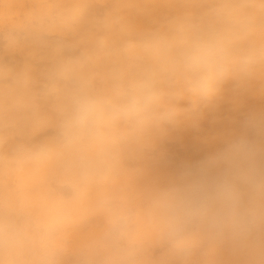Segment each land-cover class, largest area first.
Instances as JSON below:
<instances>
[{
  "label": "rangeland",
  "instance_id": "rangeland-1",
  "mask_svg": "<svg viewBox=\"0 0 264 264\" xmlns=\"http://www.w3.org/2000/svg\"><path fill=\"white\" fill-rule=\"evenodd\" d=\"M165 1L0 0V264H249L253 259L250 252L229 242L206 239H197L191 254L178 253L157 232L152 216L155 201L127 195L119 184L122 171L114 164L116 155L121 152L127 154L131 150L127 145L134 142L140 120L152 119L156 127L160 126L159 129L165 132L169 128L164 118L169 113L173 114L166 104L186 110L187 99L165 91L166 101H160L158 106L140 116L94 128L98 136L94 139L97 140V144L94 142L97 150L84 148L85 140L76 136L81 132L89 138L90 130L75 132L71 138L66 135L64 124L72 112L77 94L127 98L149 89L162 94L165 83L188 89L190 76L158 62L157 77H160L159 81L165 78L164 82L154 86L148 81L144 88L152 76L143 70L142 64L148 65L158 50L167 52L174 48L182 57L189 46L181 40L178 32L192 3L197 6L198 1ZM204 1L209 10L217 9L213 10L217 15L226 12L228 8L225 6H232L229 0L228 5L223 0ZM245 3L250 13L246 15L248 19H244L246 32L243 31L247 35L244 41H249L248 36L254 30L259 33L256 34L259 42H253L251 46L264 48L261 42L264 38V11L257 0H245ZM251 13L255 16L258 13L260 17H256L262 18L256 24L258 30L254 25L249 27ZM226 40L220 39L230 62L235 63L240 57L233 50H237L240 44L236 43L234 48L233 42ZM153 61L157 60L154 58ZM140 63L142 79L136 67ZM233 63L228 64L226 82L238 84L247 73L242 62L237 67ZM226 110L227 107L222 112L224 118L228 115ZM149 125L148 120L146 130H149ZM63 143L69 148H65ZM169 143L172 142H167L170 147H166V155L171 157L172 152L179 148L174 144L171 147ZM141 146H145L141 150L143 154L151 153L149 145ZM32 150L34 152L30 153ZM67 150L70 153H66ZM81 151L84 155L89 152L90 157L88 154L82 156ZM106 156H109V161H114L116 168H111L109 161L104 164ZM79 157L83 162L88 161L83 173L89 165L92 166L91 161L96 165L90 170L93 176L86 172L82 177L74 175L71 167L75 164L72 163ZM40 159L41 167L45 164L50 166L43 178L45 193L42 196H46L53 207L68 210L67 215L70 205L76 200H87L77 206L76 210L81 213L78 220L70 218V223L78 226L81 233L70 230L66 223H57L60 219L46 218L47 209L38 200L21 197L30 189L27 172ZM87 178L88 186L83 184ZM185 184L179 182L176 187ZM98 191L106 193L103 201L97 198L95 192ZM88 202L92 204L89 208Z\"/></svg>",
  "mask_w": 264,
  "mask_h": 264
},
{
  "label": "bare ground",
  "instance_id": "bare-ground-1",
  "mask_svg": "<svg viewBox=\"0 0 264 264\" xmlns=\"http://www.w3.org/2000/svg\"><path fill=\"white\" fill-rule=\"evenodd\" d=\"M180 1L181 0H179V2ZM189 1L190 0H188V2ZM197 1H198V5L195 6V4L192 3L186 15L183 17L184 22L182 24L181 30L178 32V34L181 35V40L190 45L191 42L195 40H198L200 38H203L209 35H213V36H217L219 39H227L226 42H231V43L233 42L232 45L234 46V48L236 46L235 45L236 43L240 44V46L237 45V47L239 46L237 50L235 49L233 50V51H236L235 53L239 54L240 59H237V61H234L233 59V61L235 62L233 63V62H230L231 58H228V64L233 63L232 65L237 67L242 62V67L247 73V76L245 75L246 77L242 78L241 82L238 84L237 83L230 84L229 82H225L219 94L208 101H204L198 97L191 96L187 88L179 89V87L175 84L170 85L168 83L167 84L163 83L164 89L162 88L163 89L162 91L164 92L161 94L162 95L161 102L166 101L165 91L166 92L169 91L171 94L174 93L175 95H177V98L180 97L183 100L187 99L185 101L187 104L186 105L187 107L185 106L186 110H184L183 108L177 109L178 106L174 104H172L171 106H168L166 104L167 106L166 108L172 110L173 114L171 115L169 113V115H167L165 118L163 117L166 122V125L169 128L165 132L159 129L161 128L160 126L159 128L156 127V123L153 122L152 119H145V118L141 119L136 134L130 131L133 135L135 134L134 142L128 143V145L125 143L131 149L128 152L129 154L127 153L128 154L127 155L126 152L119 153L118 155H116L115 163L112 160L109 161V156L108 157L106 156V161H103L105 165H107V162L109 161L110 162L109 165L112 166L111 168H113L114 166L116 168V165L120 168V170L122 171V179H121L122 182H120L119 184H121L123 188H125L127 195H132L139 199L145 197L149 201L154 202L158 200L164 193L171 191L173 189H176L177 188L176 185L179 184V182L188 183L191 180L199 179L201 175V171L203 167L205 166L206 162L209 161L210 158L215 156L226 144H228L229 142L241 136H252L253 135L251 130L247 127V122L250 118L264 117V48L255 47L256 48L255 49L253 48L254 46H251V43L259 42V39H257L259 38L257 36L259 33L255 32L254 30L248 36L249 41L247 42L244 41V39L247 36L245 35L244 33L245 29L243 28L244 19L246 15L250 13V11L248 10L249 7H247V3H245V0H229L232 3V6L231 7L225 6L224 8L226 9L228 8L226 12H221L220 15H217V13L213 11L215 9H213L212 11L208 9V4L206 3V1L201 0L202 3L199 0ZM263 1L264 0H257V2L260 4V8L264 11V6H262L264 5ZM173 2H175V0H173ZM220 2H222V0H220ZM223 2L225 3V5L226 4L228 5L227 0H223ZM252 3L254 4L255 2L252 1ZM162 4L164 3L162 2ZM183 5L185 6V4ZM251 7L252 6H250V8ZM256 7L258 8L259 6L257 5ZM219 9H220V6H219ZM182 11L184 10L182 9ZM215 11H217V9ZM177 13L178 12L176 10V14ZM222 14L225 16H222ZM220 16L223 17V19H221ZM251 16H252L251 17L252 22L250 23L251 25H249V27L254 25V28L257 29L256 24L262 18L261 19L258 18L260 17L258 16V13L256 15L258 17H256L252 13H251ZM227 18H234L235 20H228ZM262 20H264V18ZM172 33H175V32L172 30ZM178 34L175 33V35H178ZM170 41H172L173 43V40H170ZM261 42L264 44V38L262 39ZM226 47H229V46H226ZM180 55L182 54H180L178 50H174V48L173 49L171 48L167 52L164 50L162 51L158 50L157 54L154 53V56H152L151 62H154L153 61L154 58L157 61H155L154 63L150 62L148 65L142 64L143 70H145L146 73H149L152 76V79L149 78L147 80V83L145 84L144 88L147 87V85L149 84L148 81H150L152 85L156 84L158 86L165 79L164 78L163 80L159 81L160 77H157V74H159L157 73V69H156L157 62L163 66H167V67L171 66V67L176 68L180 74L182 72H185L186 74L185 76L187 77L190 76V73L187 72L185 68L184 57H183L184 55L182 57ZM176 58L178 59L177 61H176ZM258 58L260 60H258ZM137 63H138L137 60H135V64ZM137 65L136 67L139 69H137L138 72L137 70L136 72L138 73L139 78H141V74H139V72L142 69V68L140 69L142 65L141 63L139 67ZM163 68L166 69L165 67ZM233 69L235 68H232V70ZM232 70L229 69L230 72ZM244 70L242 72H244ZM142 72L143 71H141L140 73ZM245 72L244 74H246ZM138 75L136 76V78L138 77ZM233 77H234L233 79H235V76ZM236 77H238V74ZM143 78H144V75H143ZM185 84H187V82ZM144 88L142 87V90H144ZM176 88H178L179 90ZM138 90L140 91L141 88H139ZM185 102L184 104L183 103L182 104L185 105ZM191 106H192V109L191 108L189 109V107ZM225 107H227V110L225 113V114H228L227 118H224L223 117L224 114L222 113ZM178 108H181V107H178ZM148 120L150 121V125H149V130H146L145 128H147L146 126L148 124ZM140 124H141V127H140ZM203 128L204 130L202 131L201 129ZM76 136L81 137L80 139L85 140L83 141V143H85L87 146L85 145L84 148H90L89 150H93V149L97 150L95 148L96 145L94 143L96 142L97 144V140L94 141V139L98 138V136L95 134L94 129H90L89 138L85 137V135H82L81 132H78ZM107 136L109 137V134ZM169 141L172 142L171 143L172 145L169 143L171 147H173V144H174V146L176 145L179 148V150L175 149V151L173 152L171 150L172 152V154L170 152L171 157L166 155L167 154L166 147L169 146V145L167 146V142ZM110 144H112V142ZM143 144L149 145L150 150H151L150 154L148 155L143 154V152L141 151L142 148L145 147V146H141ZM81 145H79L80 149H81ZM64 146H66L65 148L68 147L67 144ZM112 146L110 148H112ZM62 148L63 147H61L60 149ZM71 148L72 147H70V149ZM114 148H117V147L114 146ZM72 150H74V148H72ZM33 152L34 151L32 150V152L30 153H33ZM66 153H70V152H68L67 150ZM74 153L76 154L78 153L80 155L79 152H74ZM88 153H85V155H87ZM168 153H169V150H168ZM83 155L84 154L82 152V156ZM74 161L75 163H72V164H75V165L71 167L75 172L74 175H79L82 177V173H83L82 169L86 168V166L84 165L88 164V161L86 160L85 162H83L84 160L81 161L80 157L76 158V160ZM90 163L92 166H96V165H93L92 161ZM113 163L116 165H114ZM92 166L89 165L87 169H85L83 175L85 174V172L86 174H90V170L92 168L94 169V167ZM43 167L44 169L41 170ZM43 167H41V159H40V161L34 162V164L29 168L27 175L30 180V185H29L30 189L27 191V193H23L21 197L26 200L28 199L38 200L41 203V206L42 207L45 206V208L47 209L45 210L47 212L45 216L46 218L60 219L57 223H60V222L66 223L69 226L70 230L73 229L76 233H81L82 231L78 226L75 227V224L70 223V218L72 217L73 219L78 220V218L81 216V213L76 210L78 208L77 206L83 205L87 200H84V199L76 200L75 203L70 205L71 209H69V213L67 215L66 213L68 212V210H62V209L53 207L50 203V200L46 199V196H42L43 193H45L44 186H43V178L45 177L46 171L50 168V166L45 164L43 165ZM88 180L89 178H87L83 184H86V186H88L89 184ZM39 183H41V186H38ZM83 193H84V190L81 191V194ZM95 193H97V198L101 199L102 201L105 199L106 193L102 191L101 192L98 191ZM91 206L92 204L90 205V203L88 202L87 208ZM67 208H69V206Z\"/></svg>",
  "mask_w": 264,
  "mask_h": 264
},
{
  "label": "clouds",
  "instance_id": "clouds-1",
  "mask_svg": "<svg viewBox=\"0 0 264 264\" xmlns=\"http://www.w3.org/2000/svg\"><path fill=\"white\" fill-rule=\"evenodd\" d=\"M184 64L188 91L201 100L214 98L227 81L228 57L217 36L191 42ZM161 98L153 89L127 98L77 94L66 135L140 116ZM247 127L253 135L226 144L206 162L199 179L154 202L157 232L178 253L191 254L197 239H206L229 242L252 254L249 264H264V117L250 118Z\"/></svg>",
  "mask_w": 264,
  "mask_h": 264
}]
</instances>
